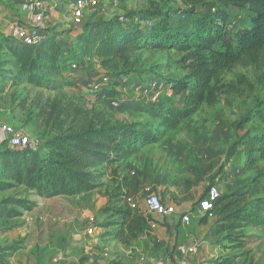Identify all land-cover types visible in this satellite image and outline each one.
I'll list each match as a JSON object with an SVG mask.
<instances>
[{
  "label": "rangeland",
  "instance_id": "374dc122",
  "mask_svg": "<svg viewBox=\"0 0 264 264\" xmlns=\"http://www.w3.org/2000/svg\"><path fill=\"white\" fill-rule=\"evenodd\" d=\"M75 1L49 0L52 8L48 25L58 32L55 38L61 49L72 50L87 68L73 73L75 83L72 85L66 83L67 65L50 75L49 82L36 85L25 79L10 51L11 39L6 37L10 24L19 18V3L0 0V121L12 124L19 132L41 138L44 145L60 127L70 126L81 112L82 118L87 116L95 122L156 123L151 117L158 100L153 98L154 88L164 84L160 96V100H164L171 94L169 80L182 78L187 73L185 66L189 55L176 51L130 48L132 57L128 60L92 56L93 52L82 49L86 44L81 35L86 28L91 30L92 25L101 20H123L126 16L136 24L139 22L137 14L143 10L162 9L172 14L175 27L189 30L196 18L193 15L207 14L212 3V0H86L88 6L82 17L77 18L72 9ZM89 72L94 74L92 79L88 77ZM76 74H83V78ZM103 75L109 76L112 83L118 82L117 99L107 95L99 97L107 85L101 81ZM224 78L233 85L247 78L255 88L250 91L245 82L243 87L249 91L244 96L232 97L223 92L215 107L205 106L198 112L191 123L192 130L186 128L178 137L180 156L183 154L187 161L167 160L159 146L146 151L138 148L128 159L132 164L122 163V169L117 168L119 161L99 166L95 171L98 187L91 192L46 198L24 185L0 190V264H94L104 261L179 264L182 257L178 252L176 255L178 244L167 245L165 240L159 239L157 227L148 224L143 235L126 244L115 238L119 217L113 210L125 206L120 195L122 189L128 190L118 185L120 177L130 175L139 180L137 186L143 190L132 198L142 210L146 209L145 199L150 193L160 196L145 184L150 175L144 163L150 164L151 171L150 158L153 156L156 157V170L165 178L160 187L174 193V200L185 204L184 210H193L189 225L167 216L163 222L156 221L157 225L173 224L180 229L181 243L188 245L184 246L185 251L193 243L199 244L190 264H264L263 199L255 197L247 202L248 211L259 214L255 222H235L227 214H218L208 220L194 210L212 184H217L222 194L240 192L255 176L264 184V160L248 165L242 145H239L247 130L261 124L256 105L258 99L264 98V85L257 83L251 68L241 66L227 72ZM116 100L118 105L114 106ZM3 144L0 139V147ZM48 152L47 148L41 149L42 155ZM190 161L194 169L189 166ZM260 197H264V192ZM20 200H24V207L18 202ZM89 228H94V235L86 232ZM75 235L81 236L80 240ZM118 243L130 245L127 263L118 251ZM104 254L106 258L102 257Z\"/></svg>",
  "mask_w": 264,
  "mask_h": 264
},
{
  "label": "trees",
  "instance_id": "16d2710c",
  "mask_svg": "<svg viewBox=\"0 0 264 264\" xmlns=\"http://www.w3.org/2000/svg\"><path fill=\"white\" fill-rule=\"evenodd\" d=\"M137 16L139 22L136 24H132L128 16L123 20L113 18L94 23L91 30L86 28L82 32L86 44L82 49L93 52L92 56L100 59L121 57L128 60L132 57L130 48L188 54L186 75L169 80L171 94L160 100L161 93L155 101V112L151 114L157 122H95L87 116L82 118L83 112L79 110L81 113L73 118L70 126L60 127L45 145L41 140L37 150L7 148L3 141L0 147L1 191L24 185L46 198L91 192L98 187L95 171L99 166L116 163L122 152L159 143L181 131L203 107H215L223 92L242 97L248 90L243 87L245 82L250 91L254 90L253 83L247 78L234 85L225 81V74L235 67L251 68L257 83L264 85V0H212L207 14L193 15L196 18L189 30L175 27L174 18L167 10H143ZM46 31L48 37L38 46L17 42L7 33L12 55L30 83L43 85L49 82L50 75L67 65L66 83L74 84L73 73L87 67L82 66L81 59L72 50L61 49L55 38L56 29L49 26ZM73 64L77 65L76 69L72 68ZM93 75L88 73V77ZM108 78V86L99 97L107 95L117 99L119 84ZM177 97L183 98L175 100ZM256 106L261 124L247 130L243 142L239 143L248 165L264 160V98L258 99ZM43 147L49 151L45 155L41 154ZM138 184L139 180L130 175L120 177L118 182L120 187L128 188L127 191L122 189L120 195L125 206L113 210L119 217L115 238L125 244L143 235L150 221L156 222L147 210L131 208L128 203L129 197L141 194L143 189L140 191ZM263 192L264 184L259 176H255L240 192L221 193L214 202V215L227 214L235 222H255L259 214L248 211L247 202L255 197L264 201V197H260ZM18 202L24 207V200Z\"/></svg>",
  "mask_w": 264,
  "mask_h": 264
},
{
  "label": "built area",
  "instance_id": "2783aa9c",
  "mask_svg": "<svg viewBox=\"0 0 264 264\" xmlns=\"http://www.w3.org/2000/svg\"><path fill=\"white\" fill-rule=\"evenodd\" d=\"M19 3L20 13L19 18L10 24L8 27V34H11L14 38L19 39V41H24L31 46L40 45L47 37L46 29L49 27V20L51 15L52 5L49 0H16ZM88 4L86 0H76L72 3L73 14L75 17H82ZM212 11L215 8H211ZM73 69L77 68L76 64L72 65ZM94 77V76H93ZM92 77V78H93ZM101 81L105 84L108 83V76H101ZM161 85H158L156 91L153 94L154 99H158L161 94ZM170 92L171 89L169 87ZM114 106L118 105L117 101L113 102ZM7 135V136H5ZM0 139L1 141H6L7 146L10 148L18 149H31L37 150L41 145V139L30 134L17 131V129L10 123L0 121ZM221 192L217 184H212L209 186L206 196L200 198L197 201L196 208L194 210L201 217H207L212 219L215 217L213 206L214 202L220 197ZM128 203L131 208H138L139 205L132 197L128 198ZM146 209L150 214L160 215V216H170L176 213V206L172 204L165 203L162 198L157 193H150L145 199ZM193 210H188L182 214L181 220L185 225H189L191 221V215ZM149 225L151 227H156L155 221H150ZM87 233L94 235V228H89ZM90 235V236H92ZM199 249V244L197 242L190 245L185 253H196ZM102 257L106 258V255ZM57 262L58 260L55 259ZM94 264H117V262L104 261L102 263L94 262ZM155 264H174L169 262H157ZM179 264H187L182 261Z\"/></svg>",
  "mask_w": 264,
  "mask_h": 264
},
{
  "label": "crops",
  "instance_id": "0c3cea01",
  "mask_svg": "<svg viewBox=\"0 0 264 264\" xmlns=\"http://www.w3.org/2000/svg\"><path fill=\"white\" fill-rule=\"evenodd\" d=\"M76 77L82 79L83 77V74H76L75 75ZM92 79V78H91ZM197 115V114H196ZM195 115V117H196ZM151 117L154 118L153 114H151ZM195 117L188 121L187 123H185L183 125V129L177 133H173L171 134L170 136H167L165 137L162 141H160L159 143H155V144H151V145H147V146H144V147H139L141 149H149V148H152V147H156V146H159L160 148V152H162L163 150V153L168 157L167 160H177L179 161L180 159H183L185 161H187V158H185L182 154V157L180 156V150L179 149V146H177V143H178V137H179V134L182 133L184 130L186 131V128L188 131L192 130V127H191V123L194 121ZM189 127V128H188ZM184 131V132H185ZM138 148H134L132 149L131 151H128V152H122L121 153V156H120V161H119V164L117 165V168H120L122 169V163H126L128 165L132 164L131 161H129V157L132 155L131 153H133L134 150H137ZM191 155V154H190ZM151 159V163H152V167H151V171H149V163H146L145 161V165H146V170L148 171L149 175L150 176H147L146 177V182L145 184H148L152 187V190L153 191H157L161 198L163 199V201L167 204H172V205H175L176 206V213L170 215V216H167V217H171V218H174L176 220H180L181 217H182V214L184 213V211H188V210H184L183 207H185V204H181V202H179V200L176 202L174 200V193H169L167 191H164L163 188H161L160 186L162 185L163 181L165 180L164 177V174H160L161 171L159 170H156V157H152L150 158ZM165 162V160L163 161ZM189 163V166H192V162H188ZM143 164V165H144ZM193 167V166H192ZM192 167L190 168L191 170ZM164 179V180H163ZM149 190H151L149 188ZM172 195V196H171ZM146 210V209H145ZM152 218H154V220L158 221L159 223L160 222H163V219L165 218V216H160V215H153L152 214ZM182 221V220H181ZM178 222V221H177ZM178 226V225H177ZM156 227H157V232L159 234V239H163L165 240L166 244L169 245L171 244L172 246L174 245H177L178 244V247H177V250H176V255H177V252L180 253L181 255V261H184L186 262L187 264H190L193 262L192 258H193V253H189L188 255L185 253V249H184V246H188L187 243H181V238L178 236L179 234V230L178 227H175L173 224H170V226H162L161 224H156ZM88 230V229H87ZM86 230V232H87ZM75 238H77V236L75 235L74 236ZM81 236H78L77 239L80 240ZM130 246V245H129ZM129 246H126V245H123L121 243H118V251L121 252V256L123 257V261L125 263H127L129 261V254H130V251L128 250V247ZM123 250V252H122ZM106 255V254H104ZM143 259V257L141 258Z\"/></svg>",
  "mask_w": 264,
  "mask_h": 264
},
{
  "label": "water",
  "instance_id": "95a60500",
  "mask_svg": "<svg viewBox=\"0 0 264 264\" xmlns=\"http://www.w3.org/2000/svg\"><path fill=\"white\" fill-rule=\"evenodd\" d=\"M5 136H7V135H5ZM80 262H82V259H80Z\"/></svg>",
  "mask_w": 264,
  "mask_h": 264
}]
</instances>
